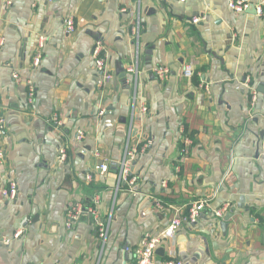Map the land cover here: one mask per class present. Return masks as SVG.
Returning a JSON list of instances; mask_svg holds the SVG:
<instances>
[{
  "label": "crops",
  "instance_id": "crops-1",
  "mask_svg": "<svg viewBox=\"0 0 264 264\" xmlns=\"http://www.w3.org/2000/svg\"><path fill=\"white\" fill-rule=\"evenodd\" d=\"M245 1L256 10L237 13L229 0H0V240H10L0 264H136L127 247L162 234L176 212L188 220L200 202L198 223H184L157 261L264 264V0ZM98 42L111 76L103 87ZM137 50L140 71L129 74ZM134 104L149 113L132 118ZM130 134L137 192L117 189ZM11 182L14 201L2 196ZM92 199L100 218L113 213L103 245L89 218L65 226L67 208ZM217 210L233 213L226 235Z\"/></svg>",
  "mask_w": 264,
  "mask_h": 264
},
{
  "label": "built area",
  "instance_id": "built-area-1",
  "mask_svg": "<svg viewBox=\"0 0 264 264\" xmlns=\"http://www.w3.org/2000/svg\"><path fill=\"white\" fill-rule=\"evenodd\" d=\"M48 3L53 2L54 0H46ZM184 1V0H181ZM229 7L237 12L242 13L248 10L249 4L245 0H229ZM123 12H126V10H123ZM261 11L259 10V13ZM200 20L198 18L193 19V23L197 24ZM65 26L66 31L68 34H73L75 32V25L74 21L72 19H66L65 20ZM134 34L137 35V38L139 39L140 36V24L138 23V26L134 29ZM47 42V38L45 36H41L39 38L37 50L35 53V56L33 58V66L35 68H39L42 63L43 58V50L45 48V44ZM103 45L101 43H96L94 50H93V59L95 63V68L97 72V86L103 87L106 83H108L111 80V76L107 73L106 70V58H104L103 55ZM140 54L137 50L135 57L133 59L132 64L128 68L129 74H135L138 75L140 68ZM153 73L156 75L157 79L160 81H165L168 79L170 71L165 66H159L154 68ZM184 77L185 78H192L193 77V70L190 68H186L184 71ZM17 78V76H14ZM254 100L256 99V94H254ZM140 112L143 115H146L149 113V110L147 106H140L139 108L134 104L133 106V112H132V118ZM106 115V110H102L99 113L100 117H103ZM4 120H0V138L3 135L4 132ZM55 124L57 125V129L62 126V124L59 122V120H55ZM84 138L83 131H79L75 134V140L76 142H81ZM131 139L132 136L130 134L128 139V144L125 148V154L122 162L120 163L119 171H118V183H117V189H121L122 186H127L128 190L130 192H137V186L139 178L132 174V166L135 164L137 160V151L135 148L131 146ZM185 145L188 146L190 144V141L188 139H185L184 141ZM67 147L63 146L59 149V155H58V163L60 165H66L68 161V154H67ZM184 154H187L188 147H184L182 150ZM2 153H0V159H2ZM100 170L102 174H107L110 170L109 164L105 163L100 166ZM91 176L86 177V181H91ZM3 198L7 200L14 201L18 196V185L16 182H11L9 184V187L2 191ZM98 204L97 199H92L90 203L87 205L84 204H76V205H70L67 208L66 211V222L65 226L67 230H72L81 219L83 218H89L92 222V226L95 230L96 236L101 241V244L103 245L108 237L109 234V227L112 220L113 213L110 214V216L103 220L99 216V212L96 209V205ZM162 203L160 201H157L156 206L157 208H161ZM205 207L203 202H200L196 205H194L190 210V215L188 217V220L184 219L179 212H176V215L174 218H172L169 226L164 230L162 234L159 236H153L151 234H146L140 244L135 248L132 249L130 247L126 248L127 252H131L135 258L136 264H183V262L177 258H171L166 261L159 262L156 260V253L157 250L160 248V246L169 240H174V238L177 236V233L182 229L184 223H190L191 225L195 226L199 218L201 217L203 213V208ZM225 212L223 210H217L214 215L218 217L219 219L223 220ZM23 235V231L19 230L15 235V239L21 238ZM10 240L9 239H2L0 240V246L1 245H9Z\"/></svg>",
  "mask_w": 264,
  "mask_h": 264
},
{
  "label": "water",
  "instance_id": "water-1",
  "mask_svg": "<svg viewBox=\"0 0 264 264\" xmlns=\"http://www.w3.org/2000/svg\"><path fill=\"white\" fill-rule=\"evenodd\" d=\"M250 8L252 7L253 8V10H256V8H255V6L254 5H252V6H249ZM233 217V213L231 212V213H228L227 215H226V217L224 218V220L221 222V224H220V226H221V228H222V231H223V233L226 235L227 234V230H228V228H229V220L231 219ZM164 250H160V249H158L157 250V255H159L161 252H163Z\"/></svg>",
  "mask_w": 264,
  "mask_h": 264
},
{
  "label": "rangeland",
  "instance_id": "rangeland-1",
  "mask_svg": "<svg viewBox=\"0 0 264 264\" xmlns=\"http://www.w3.org/2000/svg\"><path fill=\"white\" fill-rule=\"evenodd\" d=\"M100 243H101V241H100Z\"/></svg>",
  "mask_w": 264,
  "mask_h": 264
}]
</instances>
